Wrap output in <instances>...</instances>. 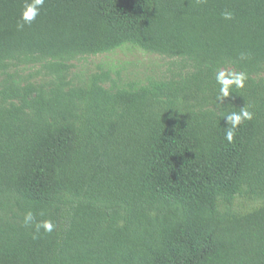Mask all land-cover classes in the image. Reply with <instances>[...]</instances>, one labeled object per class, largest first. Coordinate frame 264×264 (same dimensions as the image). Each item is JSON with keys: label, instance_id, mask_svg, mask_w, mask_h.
I'll list each match as a JSON object with an SVG mask.
<instances>
[{"label": "trees", "instance_id": "obj_1", "mask_svg": "<svg viewBox=\"0 0 264 264\" xmlns=\"http://www.w3.org/2000/svg\"><path fill=\"white\" fill-rule=\"evenodd\" d=\"M23 6L0 0V72L124 45L190 71L115 91L0 86V264H264V0H45L18 30ZM229 66L247 79L221 99ZM241 108L253 118L229 143L223 117Z\"/></svg>", "mask_w": 264, "mask_h": 264}, {"label": "rangeland", "instance_id": "obj_2", "mask_svg": "<svg viewBox=\"0 0 264 264\" xmlns=\"http://www.w3.org/2000/svg\"><path fill=\"white\" fill-rule=\"evenodd\" d=\"M55 66L61 68L55 71ZM221 70L232 71V68L229 66ZM188 71L190 67L181 57L124 45L104 53L75 55L61 61L48 58L11 60L8 67L0 72V86L5 83L29 84L37 90L49 92L57 86L64 91L85 89L96 80L101 87L115 91L130 85L147 84L152 80L177 81ZM255 77L264 79V71ZM60 78L63 84L59 83ZM244 201L236 197L230 211L238 214L244 212ZM221 208L222 211L226 210L227 204L223 202Z\"/></svg>", "mask_w": 264, "mask_h": 264}, {"label": "clouds", "instance_id": "obj_3", "mask_svg": "<svg viewBox=\"0 0 264 264\" xmlns=\"http://www.w3.org/2000/svg\"><path fill=\"white\" fill-rule=\"evenodd\" d=\"M45 0H24L23 10L21 12V23L17 24V29L22 30L25 24H31L32 21L40 14V10ZM224 19L229 20L232 18L230 12L223 14ZM216 82L220 85L218 98H224L229 96L230 88L235 85L236 88H243L247 76L244 72L225 71L218 69L215 76ZM227 124H230L224 133V138L231 143L235 135L237 127L246 120L253 118V113L247 108H241L239 112H231L223 117ZM23 223L26 227L33 226L37 231L43 230L46 234H52L55 231L56 225L51 219H43L36 221L32 211H27L23 217Z\"/></svg>", "mask_w": 264, "mask_h": 264}]
</instances>
